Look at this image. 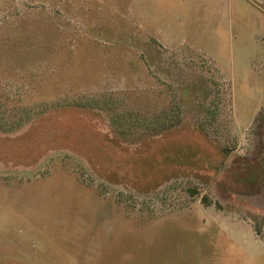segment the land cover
<instances>
[{"label": "rangeland", "instance_id": "1", "mask_svg": "<svg viewBox=\"0 0 264 264\" xmlns=\"http://www.w3.org/2000/svg\"><path fill=\"white\" fill-rule=\"evenodd\" d=\"M0 264H264V0H0Z\"/></svg>", "mask_w": 264, "mask_h": 264}]
</instances>
